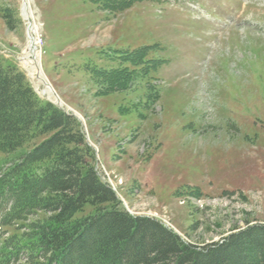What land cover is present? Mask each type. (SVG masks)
I'll use <instances>...</instances> for the list:
<instances>
[{
  "label": "rangeland",
  "instance_id": "rangeland-1",
  "mask_svg": "<svg viewBox=\"0 0 264 264\" xmlns=\"http://www.w3.org/2000/svg\"><path fill=\"white\" fill-rule=\"evenodd\" d=\"M23 4L0 0V61L51 103L21 60ZM29 5L40 69L62 102L51 104L81 123L121 209L199 247L264 224V0L144 1L116 14L90 0ZM142 49L141 66L123 61ZM126 68L129 87L109 93L99 72ZM31 147L0 153V264L33 263L34 228L50 216L14 194L9 173Z\"/></svg>",
  "mask_w": 264,
  "mask_h": 264
},
{
  "label": "trees",
  "instance_id": "trees-1",
  "mask_svg": "<svg viewBox=\"0 0 264 264\" xmlns=\"http://www.w3.org/2000/svg\"><path fill=\"white\" fill-rule=\"evenodd\" d=\"M90 1L116 14L156 0ZM144 51L123 61L141 66ZM98 75L114 93L126 90L137 74L126 68ZM28 147L9 173L16 179L14 194L20 208L28 202L27 209L50 215L34 228L30 264H264V224L199 247L156 219L121 209L95 170V153L81 123L40 100L23 73L0 61V153ZM87 206L93 213L78 218Z\"/></svg>",
  "mask_w": 264,
  "mask_h": 264
},
{
  "label": "bare ground",
  "instance_id": "bare-ground-1",
  "mask_svg": "<svg viewBox=\"0 0 264 264\" xmlns=\"http://www.w3.org/2000/svg\"><path fill=\"white\" fill-rule=\"evenodd\" d=\"M25 9L27 10V14L25 15V22L27 23V48L24 53V58H22V63L30 72L31 78H35L38 80L40 84L44 87V95L47 96L48 100L60 104L62 106V102L55 95L53 89L48 85L46 79L44 78L42 71L39 65V38H38V30L40 25L38 26L34 12L30 8V0H22ZM246 5L242 8V14L245 13ZM248 22V19H247ZM41 54V53H40ZM34 79V80H35ZM41 86V85H40ZM41 86V87H42ZM41 90V89H40Z\"/></svg>",
  "mask_w": 264,
  "mask_h": 264
},
{
  "label": "water",
  "instance_id": "water-1",
  "mask_svg": "<svg viewBox=\"0 0 264 264\" xmlns=\"http://www.w3.org/2000/svg\"><path fill=\"white\" fill-rule=\"evenodd\" d=\"M51 103H52V102H51ZM54 103H55V102H54ZM55 104H56L57 106L61 107L60 104H58V103H55Z\"/></svg>",
  "mask_w": 264,
  "mask_h": 264
}]
</instances>
